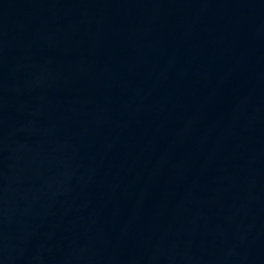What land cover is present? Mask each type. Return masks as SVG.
<instances>
[{
  "label": "water",
  "instance_id": "95a60500",
  "mask_svg": "<svg viewBox=\"0 0 264 264\" xmlns=\"http://www.w3.org/2000/svg\"><path fill=\"white\" fill-rule=\"evenodd\" d=\"M7 2H8V0H0V19L2 17L4 10H5Z\"/></svg>",
  "mask_w": 264,
  "mask_h": 264
}]
</instances>
